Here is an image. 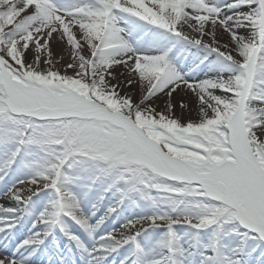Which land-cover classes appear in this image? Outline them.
<instances>
[{
	"label": "snow or ice",
	"instance_id": "obj_1",
	"mask_svg": "<svg viewBox=\"0 0 264 264\" xmlns=\"http://www.w3.org/2000/svg\"><path fill=\"white\" fill-rule=\"evenodd\" d=\"M0 264H264V0H0Z\"/></svg>",
	"mask_w": 264,
	"mask_h": 264
},
{
	"label": "rangeland",
	"instance_id": "obj_2",
	"mask_svg": "<svg viewBox=\"0 0 264 264\" xmlns=\"http://www.w3.org/2000/svg\"><path fill=\"white\" fill-rule=\"evenodd\" d=\"M178 99V98H177ZM177 115H179V112H177Z\"/></svg>",
	"mask_w": 264,
	"mask_h": 264
}]
</instances>
